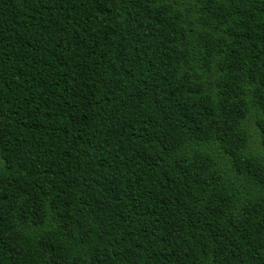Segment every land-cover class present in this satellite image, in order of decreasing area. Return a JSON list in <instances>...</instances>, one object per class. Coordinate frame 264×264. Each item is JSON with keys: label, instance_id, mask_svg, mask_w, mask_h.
<instances>
[{"label": "trees", "instance_id": "1", "mask_svg": "<svg viewBox=\"0 0 264 264\" xmlns=\"http://www.w3.org/2000/svg\"><path fill=\"white\" fill-rule=\"evenodd\" d=\"M0 264H264V0H0Z\"/></svg>", "mask_w": 264, "mask_h": 264}]
</instances>
